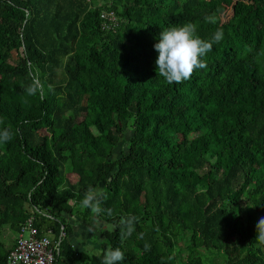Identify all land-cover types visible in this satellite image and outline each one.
I'll return each instance as SVG.
<instances>
[{
  "label": "trees",
  "instance_id": "1",
  "mask_svg": "<svg viewBox=\"0 0 264 264\" xmlns=\"http://www.w3.org/2000/svg\"><path fill=\"white\" fill-rule=\"evenodd\" d=\"M185 22L224 37L206 69L167 84L154 45ZM0 120L13 133L0 144V264L16 241L4 227L30 220L60 241L58 264H101L109 245L120 264H264V0H0ZM90 186L112 209L98 252L75 247L66 216L93 219Z\"/></svg>",
  "mask_w": 264,
  "mask_h": 264
},
{
  "label": "clouds",
  "instance_id": "2",
  "mask_svg": "<svg viewBox=\"0 0 264 264\" xmlns=\"http://www.w3.org/2000/svg\"><path fill=\"white\" fill-rule=\"evenodd\" d=\"M206 23H217L215 13L204 17ZM224 33L222 29L211 36L210 39L203 38L198 32V24L194 22H185L182 25H174L163 29L160 33L159 42L154 45L159 53L156 60V70L159 77H163L167 84H179L189 80L194 72L200 69H206L208 64L205 57L212 51L213 45L223 40ZM31 77V73H30ZM42 90V84L39 79L32 77V83L25 91L29 96H35ZM3 121L0 120V124ZM13 138V133L9 128L0 130V144L7 143ZM105 194L102 189L89 187L81 200V206L90 209L94 216L99 217L103 212L112 215V209L102 208V202ZM139 217L129 216L121 218L117 227L120 230V237L124 239L135 231V223ZM256 240L264 244V217L258 220L256 225ZM145 250H150V245L145 244ZM125 259L124 252L119 248L109 245L105 250L101 264H120Z\"/></svg>",
  "mask_w": 264,
  "mask_h": 264
},
{
  "label": "built area",
  "instance_id": "3",
  "mask_svg": "<svg viewBox=\"0 0 264 264\" xmlns=\"http://www.w3.org/2000/svg\"><path fill=\"white\" fill-rule=\"evenodd\" d=\"M102 17L116 22L113 12L103 13ZM59 245L60 241H54L47 235H39L38 229L30 220L18 232L15 246L8 255V262L9 264H58Z\"/></svg>",
  "mask_w": 264,
  "mask_h": 264
},
{
  "label": "rangeland",
  "instance_id": "4",
  "mask_svg": "<svg viewBox=\"0 0 264 264\" xmlns=\"http://www.w3.org/2000/svg\"><path fill=\"white\" fill-rule=\"evenodd\" d=\"M237 10V12H242L244 10V5L236 3L234 10L231 8L227 13L226 17L233 21V13ZM121 147L116 150V152L121 151ZM68 177L73 181H77L78 176L76 174L70 173ZM74 214V215H73ZM72 215H66L68 220L74 226V232L70 235L71 242L75 245L78 250H88L90 252H98L101 250V243L105 240V236L103 237V229H111L112 225L106 222H103L101 219L93 216L91 221L81 220L76 215V211L74 210ZM18 233L13 231L9 226H5L3 230L2 240L6 243L7 246H11L13 242L16 240ZM28 236V234L26 235ZM48 237L53 239V233H48Z\"/></svg>",
  "mask_w": 264,
  "mask_h": 264
}]
</instances>
